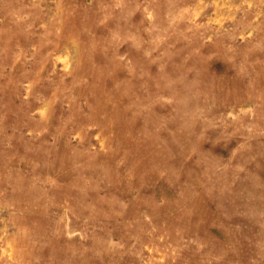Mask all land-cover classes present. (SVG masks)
<instances>
[{"label": "rangeland", "instance_id": "1", "mask_svg": "<svg viewBox=\"0 0 264 264\" xmlns=\"http://www.w3.org/2000/svg\"><path fill=\"white\" fill-rule=\"evenodd\" d=\"M0 264H264V0H0Z\"/></svg>", "mask_w": 264, "mask_h": 264}]
</instances>
